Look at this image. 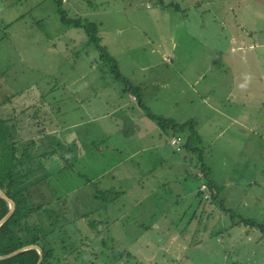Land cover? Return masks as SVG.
<instances>
[{"label": "rangeland", "instance_id": "1", "mask_svg": "<svg viewBox=\"0 0 264 264\" xmlns=\"http://www.w3.org/2000/svg\"><path fill=\"white\" fill-rule=\"evenodd\" d=\"M62 11L98 25L148 111L193 121L192 150ZM0 111L29 115L48 175L28 221L65 264H264L262 232L220 207L264 225V0H0Z\"/></svg>", "mask_w": 264, "mask_h": 264}, {"label": "trees", "instance_id": "2", "mask_svg": "<svg viewBox=\"0 0 264 264\" xmlns=\"http://www.w3.org/2000/svg\"><path fill=\"white\" fill-rule=\"evenodd\" d=\"M59 1L62 2L61 0ZM60 18L68 25L83 28L88 37L87 41L99 49V57L101 59L110 62V68L115 79L124 83V90L129 91L135 97L137 104L145 109V113L149 118L155 120L163 130L169 127L177 132L183 133L185 131L183 133L185 135V142L182 143L183 147L187 150H192L195 147V144L200 139L193 129V121L176 122L171 118L156 116L144 107V104L140 102L142 97L141 87L130 83L120 74L115 59L99 44L100 38L97 34L98 25L95 22L79 18H67L63 11L60 12ZM28 116L25 114L24 119H18L14 113L0 111V189L15 203V208L12 213L0 224V255L7 254L27 244H35L42 250V258L39 264H65V259L58 258L53 252L42 226L36 222L28 221V217L31 215L29 208L31 207L33 210L36 208L28 202L30 196L29 188L43 181L48 175L47 173L42 176L34 175L35 170L38 169L37 161H35L36 158L33 153L29 151V147L34 144V137L30 136L29 142H24L27 134H22L23 130L31 124L28 118L26 119ZM177 137L180 138V136ZM199 173L200 175L197 176L202 183L206 181L204 183L206 188L200 189L199 186V192L202 193L203 197L205 193L209 192L210 200L213 189L212 183H210L204 172L199 171ZM98 193H96V196ZM220 207L229 214L232 225L242 224L244 226L258 228L262 232L261 236H264V225L261 223L252 218L242 217L239 214L235 219L233 212L224 208L222 202H220ZM7 210V201L0 197V218ZM53 224H56V222L51 223V225ZM37 257V249L29 247L12 256L0 259V264H35Z\"/></svg>", "mask_w": 264, "mask_h": 264}, {"label": "water", "instance_id": "3", "mask_svg": "<svg viewBox=\"0 0 264 264\" xmlns=\"http://www.w3.org/2000/svg\"><path fill=\"white\" fill-rule=\"evenodd\" d=\"M0 197L3 198L4 200H6L7 203H8V210H7V212L0 218V224H1L12 213V211L15 208V203L1 189H0ZM29 247H34V248L37 249V251H38V257H37V260H36L35 264H39L40 263V260L42 258V250H41V248L38 245H35V244H27V245L21 246V247L15 249L13 251L7 253V254L0 255V259H4V258H7L9 256H12V255L20 252L21 250H24V249L29 248Z\"/></svg>", "mask_w": 264, "mask_h": 264}, {"label": "built area", "instance_id": "4", "mask_svg": "<svg viewBox=\"0 0 264 264\" xmlns=\"http://www.w3.org/2000/svg\"><path fill=\"white\" fill-rule=\"evenodd\" d=\"M61 1L64 2V1H66V0H61ZM169 143H170L172 146H174V147L176 148V150H180V146H179V144H180V138H179V137H175V136L171 137V138L169 139ZM198 175H200V174H198ZM204 183H205V182H204ZM204 183H202V184L200 185V189H205V188H206V186H205ZM205 199H208L207 196H206V194H205Z\"/></svg>", "mask_w": 264, "mask_h": 264}, {"label": "crops", "instance_id": "5", "mask_svg": "<svg viewBox=\"0 0 264 264\" xmlns=\"http://www.w3.org/2000/svg\"><path fill=\"white\" fill-rule=\"evenodd\" d=\"M253 182H254V181H251L249 184H252ZM249 184H248V185H249ZM246 217H247V216H246Z\"/></svg>", "mask_w": 264, "mask_h": 264}]
</instances>
